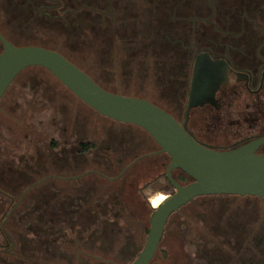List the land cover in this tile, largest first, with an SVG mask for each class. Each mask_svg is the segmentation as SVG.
Here are the masks:
<instances>
[{"label": "flooded vegetation", "instance_id": "obj_1", "mask_svg": "<svg viewBox=\"0 0 264 264\" xmlns=\"http://www.w3.org/2000/svg\"><path fill=\"white\" fill-rule=\"evenodd\" d=\"M80 23L85 33H93L91 27L99 30L94 36L103 48L106 70L117 73L118 66L129 64V60L134 68L142 65L145 69L148 64L157 76L153 87L145 95L131 96L148 99L168 111L201 144L228 150L264 138V0H0V56L5 41L61 52L38 43L43 32L48 36ZM65 56L106 90L127 95L119 84L113 88L105 85ZM197 64L213 68L215 76L225 72L226 81L212 96L203 93L205 101L189 109ZM21 73L0 103L11 94L12 86H18L10 107L20 106V98L29 108L33 106L36 100L26 98L35 91L29 89L32 78L17 83ZM161 75L164 85L158 80ZM209 86L206 84V89ZM13 113L0 107L2 119L17 120ZM87 145L93 147L88 142L78 143L73 150L63 146L64 156L52 157L49 167L25 163L12 169L13 159L2 162L0 158V264H54L40 262V255L55 251L53 237L47 235L57 233L59 193H66L74 178L91 173L89 169L63 176L61 171H74L81 165L86 168L92 151ZM257 151L264 154V143ZM158 153H164L160 147L138 156L127 167ZM19 156L21 161L26 158V154ZM57 180L67 186L59 189ZM260 214L253 227L223 232L215 228L207 233L211 242L196 247L194 259L188 263L264 264V211Z\"/></svg>", "mask_w": 264, "mask_h": 264}, {"label": "rangeland", "instance_id": "obj_2", "mask_svg": "<svg viewBox=\"0 0 264 264\" xmlns=\"http://www.w3.org/2000/svg\"><path fill=\"white\" fill-rule=\"evenodd\" d=\"M82 23L74 29L50 32L48 36L43 32V40L38 43L60 50L109 87L119 84L120 91L127 95L147 94L153 87V69L148 64L145 69L142 65L140 69L134 68L129 60V64L118 66L117 73H112L114 69L106 70L103 48L94 36L99 30L91 27L93 33H85ZM27 78H32L28 81L32 86L29 89H35L32 96L26 97L36 100L31 108L21 98L20 106L10 107L12 92L18 86H12L11 94L0 103L1 108L14 111L17 119L0 117L2 162L13 159L12 169L21 168L25 163L49 167L52 157L64 156L63 146L73 150L81 142L93 144L86 168L81 165L74 171H61L63 176H76L89 169L91 173L68 182V194L59 193V214L55 216L57 233L47 235V238L53 237L55 251L41 253L40 262L131 263L145 246L153 207H158L157 197L174 193L173 189L162 190L168 187L164 174L170 156L158 153L127 167L138 156L159 150L150 134L134 124L100 115L44 68H27L16 82H25ZM158 80L163 85L166 81L163 75ZM138 142L143 145H137ZM19 154H26L25 160L21 161ZM181 174L180 170L174 171L175 177ZM56 182L59 189L67 186V182ZM261 211H264V199L253 196L197 197L170 216L152 264H190L196 247L211 242L207 233L214 232L215 228L223 232L235 227H253Z\"/></svg>", "mask_w": 264, "mask_h": 264}, {"label": "water", "instance_id": "obj_3", "mask_svg": "<svg viewBox=\"0 0 264 264\" xmlns=\"http://www.w3.org/2000/svg\"><path fill=\"white\" fill-rule=\"evenodd\" d=\"M34 66L47 69L100 115L144 129L171 158L166 174L175 192L154 207L145 246L130 264H151L170 216L197 197L233 194L264 198V154L257 151L264 138L228 150L207 147L165 109L145 98L106 90L64 54L42 46H15L5 41L0 56V99L23 70ZM225 81V72L215 76L213 68L197 64L189 109L202 104V94L212 96ZM206 84H210L207 89ZM176 170L191 181H178Z\"/></svg>", "mask_w": 264, "mask_h": 264}, {"label": "trees", "instance_id": "obj_4", "mask_svg": "<svg viewBox=\"0 0 264 264\" xmlns=\"http://www.w3.org/2000/svg\"><path fill=\"white\" fill-rule=\"evenodd\" d=\"M87 147H92V145H87ZM164 178H165V180H166V182H167V185H168V187L167 188H164V189H162V190H164V191H166V192H169L171 189H173L174 190V192H175V188L173 187V185L170 183V181L168 180V178H167V174L165 173L164 174ZM177 178V180L178 181H180L181 183H183V182H190V178L186 175V174H181L180 176H178V177H176ZM151 183L152 182H150V183H146L145 184V186H144V188L145 187H148L149 185H151ZM185 184V183H184ZM173 194V193H172ZM171 195V194H170ZM168 196H164V195H159L157 198H158V205L157 206H159L164 200H166V198H167ZM148 201H150V200H148ZM154 208V207H153ZM154 210H155V208H154Z\"/></svg>", "mask_w": 264, "mask_h": 264}, {"label": "bare ground", "instance_id": "obj_5", "mask_svg": "<svg viewBox=\"0 0 264 264\" xmlns=\"http://www.w3.org/2000/svg\"><path fill=\"white\" fill-rule=\"evenodd\" d=\"M162 204V203H161ZM160 206V205H159Z\"/></svg>", "mask_w": 264, "mask_h": 264}]
</instances>
